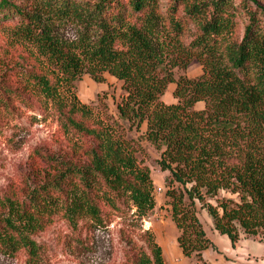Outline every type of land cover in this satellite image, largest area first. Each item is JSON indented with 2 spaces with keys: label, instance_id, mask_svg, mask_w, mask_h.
<instances>
[{
  "label": "trees",
  "instance_id": "1",
  "mask_svg": "<svg viewBox=\"0 0 264 264\" xmlns=\"http://www.w3.org/2000/svg\"><path fill=\"white\" fill-rule=\"evenodd\" d=\"M169 2L0 0V28L37 56L30 68L3 73L15 78L0 80V117L5 105L33 94L59 137L54 150H32L29 187H13L4 200L3 255L42 264L45 251L31 236L56 220L87 253L95 232L115 223L120 264H166L143 226L155 207L143 142L167 173L183 257L206 264L202 254L214 247L198 209L232 245L242 235L264 237V7ZM70 22L81 28L77 38H59L54 27ZM193 60L200 76H175ZM84 75L121 82L115 114L99 99H78L75 83ZM171 84L175 102L165 104Z\"/></svg>",
  "mask_w": 264,
  "mask_h": 264
},
{
  "label": "rangeland",
  "instance_id": "2",
  "mask_svg": "<svg viewBox=\"0 0 264 264\" xmlns=\"http://www.w3.org/2000/svg\"><path fill=\"white\" fill-rule=\"evenodd\" d=\"M169 1L160 0V5H169ZM204 1L209 3L214 0ZM240 1L234 0V4L237 5ZM249 1L251 5L264 7V0ZM13 2L22 5L26 0ZM80 31V26L71 22L57 24L54 27L55 34L67 41L76 39ZM35 58L36 52L31 46L21 42L9 30L0 28V80L2 77L3 79L14 77L12 74L2 76L5 71L17 73L30 68ZM201 74L202 68L195 60L186 70L175 71L176 77L184 75L187 78H197ZM173 88L174 85H169L163 95L162 101L165 104L175 102L172 97ZM75 93L85 104L96 103L98 99L103 101L108 107V112L115 114V101L121 94V82L106 75L105 82L96 83L88 75H84L75 83ZM26 94L24 93L25 104L15 101L5 105L0 117V214L5 212L4 200L10 189L22 185L29 187L30 183L24 179L29 173L32 150L35 148L54 150L57 146L56 140L59 139L56 126L50 119H45L34 95ZM142 144L145 155L140 159H143V164L150 171L155 199V207L144 220L143 226L154 234L162 248L166 264H201L193 258L183 257L177 245L178 231L171 221L170 208L165 196L168 187L167 173L160 171L157 165L159 153L147 142ZM198 217L206 236L214 245L202 254L206 264H264V237L242 235L240 240L232 245L225 236H220L213 229L211 219L204 210L198 209ZM31 237L40 243L45 251L42 264H120L122 260V245L117 241L115 223L105 230L95 232L93 251L87 253L73 245L66 224L60 220L54 221L47 229ZM0 264L28 263L23 254L6 256L0 253Z\"/></svg>",
  "mask_w": 264,
  "mask_h": 264
},
{
  "label": "crops",
  "instance_id": "3",
  "mask_svg": "<svg viewBox=\"0 0 264 264\" xmlns=\"http://www.w3.org/2000/svg\"><path fill=\"white\" fill-rule=\"evenodd\" d=\"M171 85H173V84H171ZM173 91V90H172Z\"/></svg>",
  "mask_w": 264,
  "mask_h": 264
}]
</instances>
